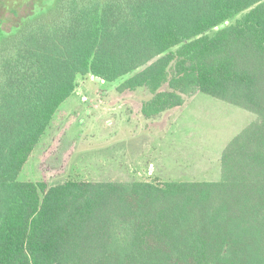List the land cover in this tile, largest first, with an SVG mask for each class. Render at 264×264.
I'll list each match as a JSON object with an SVG mask.
<instances>
[{"label":"trees","instance_id":"obj_1","mask_svg":"<svg viewBox=\"0 0 264 264\" xmlns=\"http://www.w3.org/2000/svg\"><path fill=\"white\" fill-rule=\"evenodd\" d=\"M23 4L0 0V264H264V0ZM88 77L147 89L146 118L198 91L258 117L219 181L19 180Z\"/></svg>","mask_w":264,"mask_h":264},{"label":"rangeland","instance_id":"obj_2","mask_svg":"<svg viewBox=\"0 0 264 264\" xmlns=\"http://www.w3.org/2000/svg\"><path fill=\"white\" fill-rule=\"evenodd\" d=\"M25 1L6 0V4L18 6ZM28 7L23 4L21 13ZM5 16L13 18L10 13ZM122 81L80 80L41 137L19 180L46 181L49 186L68 179L219 181L223 149L258 117L198 91L186 96L182 106L146 118L142 104L152 94L144 88L119 93L116 87Z\"/></svg>","mask_w":264,"mask_h":264},{"label":"built area","instance_id":"obj_3","mask_svg":"<svg viewBox=\"0 0 264 264\" xmlns=\"http://www.w3.org/2000/svg\"><path fill=\"white\" fill-rule=\"evenodd\" d=\"M102 81H104V80H102ZM82 99L86 101L87 100V97L86 96H83Z\"/></svg>","mask_w":264,"mask_h":264},{"label":"crops","instance_id":"obj_4","mask_svg":"<svg viewBox=\"0 0 264 264\" xmlns=\"http://www.w3.org/2000/svg\"><path fill=\"white\" fill-rule=\"evenodd\" d=\"M91 112V111H90Z\"/></svg>","mask_w":264,"mask_h":264}]
</instances>
